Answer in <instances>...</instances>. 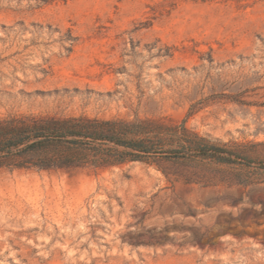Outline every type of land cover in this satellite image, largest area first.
I'll return each mask as SVG.
<instances>
[{
	"label": "rangeland",
	"instance_id": "374dc122",
	"mask_svg": "<svg viewBox=\"0 0 264 264\" xmlns=\"http://www.w3.org/2000/svg\"><path fill=\"white\" fill-rule=\"evenodd\" d=\"M68 117L184 157L1 159L0 264H264V0H0V125Z\"/></svg>",
	"mask_w": 264,
	"mask_h": 264
},
{
	"label": "trees",
	"instance_id": "16d2710c",
	"mask_svg": "<svg viewBox=\"0 0 264 264\" xmlns=\"http://www.w3.org/2000/svg\"><path fill=\"white\" fill-rule=\"evenodd\" d=\"M167 129L159 120H144L137 123L99 120L86 117L50 118L33 122H11L0 125V160H19L17 168L38 169L71 168L84 165L80 156L96 145L112 144L116 154H102V160L110 164L129 161H145L155 155L169 158L184 157L181 149L158 151V146L148 135H163L169 132L184 133L185 127ZM147 135V136H144ZM153 136V137H154ZM197 156L218 161L231 160V153L214 144L194 145ZM63 149L65 155L54 157L52 151ZM250 162V161H249Z\"/></svg>",
	"mask_w": 264,
	"mask_h": 264
}]
</instances>
